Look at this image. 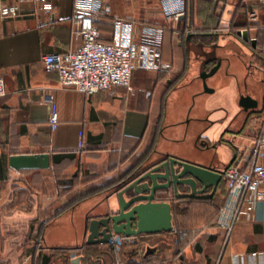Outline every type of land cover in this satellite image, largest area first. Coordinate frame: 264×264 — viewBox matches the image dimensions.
<instances>
[{"label": "crops", "instance_id": "0c3cea01", "mask_svg": "<svg viewBox=\"0 0 264 264\" xmlns=\"http://www.w3.org/2000/svg\"><path fill=\"white\" fill-rule=\"evenodd\" d=\"M48 1L49 10L26 1L17 18L0 20V78L6 89L0 98V264H264V200L226 237L217 225L227 195L223 181L209 199L171 198L168 233L124 239L119 252L112 243L84 245L88 221L107 214L113 190L139 169L171 157L223 169L235 153L232 164L247 167L264 120V13L256 25L245 19L250 2L186 0V13L175 23L152 0H100L111 10L96 23L102 42L116 41V22L137 41L158 29L154 41L161 61L173 70L137 69L130 90L86 96L43 69V55L81 44L72 19L75 0ZM237 31L248 32L256 48ZM239 40L235 53L229 45ZM216 44L231 53L238 73L261 83V106L255 90L242 94L234 72L224 79L231 86L232 118L218 109L221 89L215 82L212 92L203 90L199 72H208L217 59L205 58L201 49ZM245 96L256 106L242 108ZM52 111L58 117L55 130L49 124ZM257 119L262 121L254 132ZM111 205L115 210L114 200Z\"/></svg>", "mask_w": 264, "mask_h": 264}, {"label": "built area", "instance_id": "2783aa9c", "mask_svg": "<svg viewBox=\"0 0 264 264\" xmlns=\"http://www.w3.org/2000/svg\"><path fill=\"white\" fill-rule=\"evenodd\" d=\"M26 1L37 2L46 10L50 8L48 0H0V20L17 18L20 4ZM243 1L264 5V0ZM159 3L168 22L177 23L186 13V0H159ZM110 14V8L102 5L100 0H75L72 19L75 35L81 44L74 50L43 55L41 63L45 72L56 73L61 86L86 96L116 87L130 90L132 74L137 69L171 72L172 65L161 61V49L154 41L156 33L160 32L158 29L144 33L137 41L130 35L126 36L128 30L124 31L121 22H116L114 24L119 31L116 41L102 42L96 23ZM249 17L252 22L258 19L254 11ZM5 94V84L0 78V98ZM49 124L52 130L57 128L55 111L49 114ZM249 160L246 168L230 164L222 169L227 195L219 209L217 225L224 230L226 237L241 216L250 219L253 208L264 200V120L257 139L249 148ZM124 239L127 240L122 236L113 237L111 243L116 252L120 251Z\"/></svg>", "mask_w": 264, "mask_h": 264}, {"label": "water", "instance_id": "95a60500", "mask_svg": "<svg viewBox=\"0 0 264 264\" xmlns=\"http://www.w3.org/2000/svg\"><path fill=\"white\" fill-rule=\"evenodd\" d=\"M236 35L243 43H250L251 49L256 48V42L249 39L248 32L237 31ZM219 67L220 61L216 60L208 72H201L205 92H211L205 85V79L214 75ZM240 106L247 110L255 107L256 103L242 97ZM235 158L236 153L230 164ZM222 181V168L193 164L173 157L139 169L109 196L107 214L88 221L84 245L109 244L115 236L130 239L168 233L173 229L171 198L209 199ZM113 200L115 210L111 205Z\"/></svg>", "mask_w": 264, "mask_h": 264}, {"label": "rangeland", "instance_id": "374dc122", "mask_svg": "<svg viewBox=\"0 0 264 264\" xmlns=\"http://www.w3.org/2000/svg\"><path fill=\"white\" fill-rule=\"evenodd\" d=\"M152 2H153L154 6L157 9H160V11H161V13L163 15V12L161 10V7H159L160 6V3H158L159 0L158 1L157 0H152ZM229 2L232 5V4H235L236 2L238 3L239 1L238 0H229ZM239 6L241 7V2H240V5H238V9L236 8V11H238L237 14L240 13ZM247 7H248V12L245 15V19L248 21V23H250V24L254 23V22H252L250 20V17H249V14L251 12H253V11L256 12V14L258 16V19L260 18V20H261V17H262V15L264 13V7H262L259 2H250ZM244 11L246 12L245 9H244ZM258 23H259V21H256V23H254V24L257 25ZM232 33L233 32H230V34H232ZM224 36H227V35H223L221 37H224ZM240 45H242L241 40H239L238 43L234 44L233 46L232 45H229V47H231L230 50H232V51H234L236 53L237 51H239L241 49V46ZM223 49H224V47L220 46L219 44H216L215 47L210 48L209 50L205 51L204 53H203V49H201L202 50L201 53L204 54L203 56L205 58L216 57V59L219 60L220 63L222 61H224V60L226 61V62L224 61L225 63L221 66V68L218 70V72L216 71L217 73L215 74L214 78H212L211 80H209L208 83L205 84V85H206V87L208 85V89L209 90L213 89L211 86H209V85H212V82L213 83L215 82L216 85L219 86V88L221 89V91L219 93H218V91L216 92V94L218 96V99L220 100L219 102L217 101L218 104H219L218 105V109H220V108L226 109L228 111V113H229L228 118H230L231 117V113H232V107H233L234 104L232 102L233 97H232V95L229 92V86L230 85L227 88L226 81L224 80L226 78V73L234 72L235 81L238 82L236 85H237V87L238 86L240 87V90L242 91V94L246 90H255V91H253V93L257 96V100L256 101L259 103L260 106L262 104V97H261V92H260L262 90V85H261V83H258L257 81H254L252 78H249V77L248 78H245L244 77L245 75H242L243 74L242 72H239L238 73V69L235 68L237 66V64L235 62L233 64V60L230 59V57H229V55L231 53H229L227 51L223 52ZM226 49H228V48H226ZM217 51H219V56L214 55V53L215 52L217 53ZM250 64H252L251 61H250ZM229 66H230V68H229ZM172 70H173V66H172ZM172 70H171V72H172ZM201 72L202 71L199 72V77H200ZM240 75H242V76L240 77ZM131 84H132V80H131ZM202 87H203V90H204L203 84H202ZM230 88H231V86H230ZM211 92H212V90H211ZM245 97H247V96H245ZM216 114H217V112L215 113V118H217ZM233 115H232V117H233ZM221 117L220 118H217V119H221ZM261 121L262 120L259 121V119H257V120H254V122L252 123V128H254L256 130L254 132H257V130L259 129V127L261 125ZM221 126H222V122L216 124V128L215 129L219 130V128ZM77 185L78 186H81V188H82V184H77ZM112 263L113 262H104V264H112ZM123 264H136V262H123Z\"/></svg>", "mask_w": 264, "mask_h": 264}, {"label": "trees", "instance_id": "16d2710c", "mask_svg": "<svg viewBox=\"0 0 264 264\" xmlns=\"http://www.w3.org/2000/svg\"><path fill=\"white\" fill-rule=\"evenodd\" d=\"M237 9H238V7H237ZM230 28H231V31H233V29H235V26L234 25H230ZM116 189V188H115ZM114 189V190H115ZM113 190V191H114ZM71 205H75V203L74 204H71ZM67 208H64V209H62V210H60L58 213H61L62 211H65ZM111 252H113L112 250V247H110V249H109ZM77 251V250H76ZM112 254H114V253H112Z\"/></svg>", "mask_w": 264, "mask_h": 264}]
</instances>
